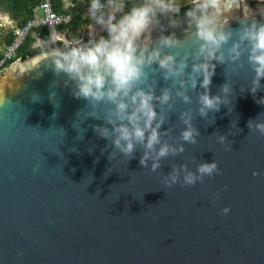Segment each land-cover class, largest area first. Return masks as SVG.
<instances>
[{
    "label": "water",
    "instance_id": "water-1",
    "mask_svg": "<svg viewBox=\"0 0 264 264\" xmlns=\"http://www.w3.org/2000/svg\"><path fill=\"white\" fill-rule=\"evenodd\" d=\"M87 16L86 28L67 29L68 43L101 36ZM187 19H158L152 41L175 35L180 43L172 51L193 49ZM224 19L231 29L243 20L264 23V2L243 0ZM17 25L0 16V56ZM40 52L0 71V264H264V135L247 127L260 114L264 122V104L257 102L264 87L255 97L250 92L247 64L236 73L217 64L210 93L219 94L225 82L234 89L218 112L198 114L199 87L189 93L191 104L174 99L161 132L184 151L161 159L152 172V161L139 164V150L134 159L119 153L108 159L112 149L92 127L104 121L87 117L101 113L75 98L66 75ZM155 80L157 94L171 84L159 74ZM189 109L199 131L195 144L180 140L179 115ZM213 161L218 173L183 184L181 166L196 174L198 165ZM174 167L181 170L169 187L163 181Z\"/></svg>",
    "mask_w": 264,
    "mask_h": 264
},
{
    "label": "clouds",
    "instance_id": "clouds-1",
    "mask_svg": "<svg viewBox=\"0 0 264 264\" xmlns=\"http://www.w3.org/2000/svg\"><path fill=\"white\" fill-rule=\"evenodd\" d=\"M242 3L243 0H191L185 15L189 28L194 26L195 45L183 54L172 51L180 43L175 35H161L155 43L151 37L152 29L159 23L158 16L179 13L175 0H140L127 12L125 0H90L88 15L107 33L106 37L101 35L87 43L72 40L62 48L53 47L54 41L38 39L36 43L42 49V60L50 61L55 73H63L66 82L72 83V95L85 100L90 112L101 113L99 118L91 114L87 117L104 121L103 125L92 127L98 137L108 142L106 148L110 145L108 159H114L117 153L134 159L139 150V164L148 168L152 161L150 170L156 172L161 159L184 151L183 144L177 148L163 140L168 131L161 132L166 121L163 113L173 110L174 99L191 104L189 93L199 87L195 103L201 117L230 103L234 89L228 82L220 86L219 94L210 93L217 64L232 65L234 73L247 64L253 73L249 90L254 97L264 87V23L253 19L251 23L241 21L236 29L225 26V14ZM157 74L164 81H171L159 94ZM257 102L264 104V98ZM191 111L179 115L185 126L180 140L195 144L199 131L192 125ZM257 118L250 119L247 127L264 135V122ZM181 169L187 172L183 184L188 186L219 172L215 161L198 165L196 174L188 172L186 166ZM181 169L174 167L163 183L169 187L176 184ZM222 211L227 214L230 209Z\"/></svg>",
    "mask_w": 264,
    "mask_h": 264
},
{
    "label": "trees",
    "instance_id": "trees-1",
    "mask_svg": "<svg viewBox=\"0 0 264 264\" xmlns=\"http://www.w3.org/2000/svg\"><path fill=\"white\" fill-rule=\"evenodd\" d=\"M41 0H0V11L8 13L11 15L12 19L18 23V26L25 25L33 16V9L40 4ZM102 2H106V0H102ZM140 0H130L125 1V9L127 12L131 9V7L135 4H138ZM90 0H87L85 5H78L74 8H66L64 0H52V5L56 13L58 14H72L74 16L72 24L68 27L80 28L83 24L82 21V11L88 5ZM191 3L187 5L180 6V11L177 14H170V16H158V19H166L172 20L176 17L184 15ZM103 36H107L105 32L102 34ZM42 40L45 42H50L49 32L46 28L41 27L36 30L28 37L25 44L21 47L18 52V56L23 60L30 56L36 55L42 49L36 45L37 40ZM12 41V37H10L9 42ZM89 40L86 41V43Z\"/></svg>",
    "mask_w": 264,
    "mask_h": 264
},
{
    "label": "built area",
    "instance_id": "built-area-1",
    "mask_svg": "<svg viewBox=\"0 0 264 264\" xmlns=\"http://www.w3.org/2000/svg\"><path fill=\"white\" fill-rule=\"evenodd\" d=\"M264 2V0H253ZM191 3V1H190ZM72 14H58L55 12L52 0H41L40 4L33 10L32 18L23 26H16L12 29V41L8 43L6 51L0 56V71L5 70L11 64L22 61L18 52L25 44L28 37L34 30L44 27L49 32L50 41L56 43H68L65 33L72 24Z\"/></svg>",
    "mask_w": 264,
    "mask_h": 264
},
{
    "label": "crops",
    "instance_id": "crops-1",
    "mask_svg": "<svg viewBox=\"0 0 264 264\" xmlns=\"http://www.w3.org/2000/svg\"><path fill=\"white\" fill-rule=\"evenodd\" d=\"M125 1H130V0H125ZM134 1V0H133ZM190 1L191 0H189V1H186V2H182V3H177L176 2V0H175V3H177V5H179V6H183V5H187V4H189L190 3ZM64 2H65V7L66 8H74V7H76V6H78V5H85L86 4V2H87V0H64ZM34 10V9H33ZM88 8H84L83 9V11H82V21H83V24L81 25V27L80 28H82V27H85L86 28V23H87V25H89L90 23H89V18H88ZM0 16L2 17V19H4V20H6V21H9V22H16L15 20H13L12 19V17H11V15L10 14H8V13H5V12H3V11H0ZM85 17H87V19H85ZM17 23V22H16ZM18 24V23H17ZM90 30H91V32L93 33V34H104L105 32H103V31H99V29H98V25H93L91 28H90ZM10 37H12V30L9 32V35H8V38L10 39ZM36 45H37V43H36Z\"/></svg>",
    "mask_w": 264,
    "mask_h": 264
},
{
    "label": "rangeland",
    "instance_id": "rangeland-1",
    "mask_svg": "<svg viewBox=\"0 0 264 264\" xmlns=\"http://www.w3.org/2000/svg\"><path fill=\"white\" fill-rule=\"evenodd\" d=\"M186 1H189V0H176L177 3H182V2H186Z\"/></svg>",
    "mask_w": 264,
    "mask_h": 264
},
{
    "label": "flooded vegetation",
    "instance_id": "flooded-vegetation-1",
    "mask_svg": "<svg viewBox=\"0 0 264 264\" xmlns=\"http://www.w3.org/2000/svg\"><path fill=\"white\" fill-rule=\"evenodd\" d=\"M98 29H99V31H102L99 26H98Z\"/></svg>",
    "mask_w": 264,
    "mask_h": 264
}]
</instances>
